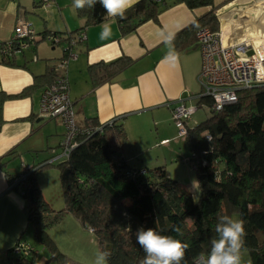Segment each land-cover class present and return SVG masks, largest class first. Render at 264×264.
Wrapping results in <instances>:
<instances>
[{
	"label": "trees",
	"instance_id": "obj_1",
	"mask_svg": "<svg viewBox=\"0 0 264 264\" xmlns=\"http://www.w3.org/2000/svg\"><path fill=\"white\" fill-rule=\"evenodd\" d=\"M177 2L190 9L213 5V0H174L171 3L138 0L124 18L115 17L121 36L134 33L149 20L157 21L163 9ZM75 10L77 16L84 19V28L101 24L108 18L99 3L94 9ZM200 27L219 31V22L212 10L174 34L172 46L176 50L192 46L195 31ZM82 30L65 33L67 36L49 34L67 40ZM16 54L9 58L2 56L1 62L16 65ZM130 63L131 59L121 56L89 65L92 85L96 87L111 81ZM54 74L52 68L34 77L31 86L15 95L4 96L0 92V103L5 97L26 96L36 87L37 79L49 76L53 81ZM202 104L210 108L211 100L197 98V105ZM210 113V117L193 127L186 124L185 137L191 151L189 161L198 176L197 199L186 187L167 176L163 166L142 171L124 159L122 148L127 135L120 119L100 123L94 117L87 118L84 128L90 132L81 135L66 159L57 160L64 201L61 209L51 208L36 179L37 170L52 166L56 161L47 164V158L39 162L12 187L25 201L27 223L33 228L35 241L47 252V259L40 262L35 247L25 243L29 247L26 253L14 252L15 247L6 251V264H81L62 253L48 233L68 214L91 230L99 249L109 253L108 264H141L145 253L135 236L141 227L155 228L163 235L189 243L185 261L194 264L199 253L207 252L211 238L216 235L217 217H231L234 213L244 222L243 249L249 254L250 264H264V85L240 90L236 102ZM33 118L36 116L21 120ZM12 154L13 150L0 157V166ZM201 175L206 176L203 184L199 182ZM175 226L181 228L182 236L172 230Z\"/></svg>",
	"mask_w": 264,
	"mask_h": 264
},
{
	"label": "crops",
	"instance_id": "obj_2",
	"mask_svg": "<svg viewBox=\"0 0 264 264\" xmlns=\"http://www.w3.org/2000/svg\"><path fill=\"white\" fill-rule=\"evenodd\" d=\"M166 1L171 3L174 0ZM72 5L70 0H51L48 5L34 0H0V19L4 20V23L0 22V43L12 36L19 18L31 23L38 36L49 33L65 36V33L83 29L86 38L73 48L77 58L69 61L66 70L75 122L77 126L84 127L87 118L94 117L100 123L120 119L127 135L122 148V156L127 161L140 156V143L147 141L151 133L155 134L154 145L157 144V139L163 142L169 140L170 134L175 136L176 127L172 124L167 103L173 106L182 98L187 105L195 106L196 110L200 107L196 96L199 94L197 77L201 57L196 42L194 40L193 45L187 49H175L179 60L173 67L164 61L168 46L162 42V31L176 34L212 10L218 19L219 31L222 29L227 38L233 35L234 42L247 39L254 44L264 40V0H213L212 6L194 9L182 2L173 3L158 14L157 21L149 20L126 36H121L115 18L108 17L102 22L112 26V35L107 40L99 38L102 23L84 28V19L77 16ZM235 16L237 21L240 20L243 32L234 29L232 19ZM46 41L39 39L33 46L17 53L14 66L3 64L0 52V92L4 96L18 94L33 84L34 77L55 67L56 61L64 54L66 44L63 42L53 47ZM26 51L31 52V58L26 57ZM121 56L131 59V63L111 81L94 87L87 67ZM51 82L49 76L37 79L36 87L26 96L5 97L0 103V157L13 150V154L7 156L5 164L0 166L2 264H6V251L13 249L19 242L28 243L23 240V235L29 228L25 201L12 189V180L39 163L33 157V153L38 150L47 147L48 156L45 159L49 158L50 150H57L65 131L60 119H47L55 124H45L46 119L37 115L41 92ZM30 115H35L36 118L21 120ZM131 142L137 144H134L133 149L129 145ZM163 143L168 144L169 141ZM133 167L140 169V166ZM195 186L193 184L192 188ZM187 189L192 191L189 187ZM59 226L73 233H86V229L70 214L50 229ZM87 239L95 247V239L90 235Z\"/></svg>",
	"mask_w": 264,
	"mask_h": 264
},
{
	"label": "built area",
	"instance_id": "obj_3",
	"mask_svg": "<svg viewBox=\"0 0 264 264\" xmlns=\"http://www.w3.org/2000/svg\"><path fill=\"white\" fill-rule=\"evenodd\" d=\"M36 3L48 5L51 0H35ZM67 36V35H66ZM31 23L19 18L14 26L12 36L0 43L1 55L9 58L14 53L33 46L41 39ZM86 38L84 30L63 40L59 35L47 34L42 39L49 41L53 46L65 43L63 56L56 61L54 79L45 87L40 95L38 117L42 119H60L65 131L58 150H50L51 156L45 161L49 164L57 160L66 159L71 150L78 145L82 134L90 132L75 122L73 103L69 94L67 66L69 61L77 58L73 48ZM196 46L200 51L201 65L197 77L200 93L196 96L207 97L211 100L209 110L218 112L224 105L237 101L238 92L256 86L264 85V40L254 44L247 39L237 43L225 45L220 31H212L208 27H200L195 31ZM170 107L171 117L178 135L186 136V124L196 110L195 106L187 105L179 98ZM167 142V140L163 141ZM193 157V156H192ZM193 167V165H192ZM27 170L19 178L12 180L11 187L15 186L26 175ZM91 233V230H89ZM29 247L19 242L14 252L26 253ZM197 260V259H196ZM196 260L194 264H196Z\"/></svg>",
	"mask_w": 264,
	"mask_h": 264
},
{
	"label": "rangeland",
	"instance_id": "obj_4",
	"mask_svg": "<svg viewBox=\"0 0 264 264\" xmlns=\"http://www.w3.org/2000/svg\"><path fill=\"white\" fill-rule=\"evenodd\" d=\"M35 1V0H34ZM36 2V1H35ZM31 5V4H30ZM236 17V16H235ZM0 22L4 23L3 19H0ZM48 42V41H46ZM49 43V42H48ZM50 44V43H49ZM59 46V45H57ZM53 46V47H57ZM26 57L31 58L32 54L30 51L25 52ZM42 62L44 60H41ZM197 92L200 93V87L198 86ZM211 116L209 108L202 104L197 108L196 112L191 115L187 121L188 127H193L198 123L204 121ZM173 121V120H172ZM46 122V123H45ZM45 124H55L54 121H45ZM174 124V122H172ZM155 132V131H154ZM155 134L151 133L150 138H147V141L140 143V156L135 158H130L129 164L131 166H140V169L149 170L155 167L163 166L166 170L167 175L180 185L184 187L191 188V194L194 199L198 197V188L195 186L194 189L192 185L198 183V176L195 169L192 167L189 157L191 156V151L189 143L186 140V137H181L178 135V130L176 128V133L174 135H169L168 144L159 142L160 139H157V144L155 143ZM143 139L144 138L143 136ZM149 139V140H148ZM135 143H130V148L133 149ZM128 145V150H129ZM137 146V144H135ZM57 148V147H56ZM59 152V148H57ZM48 156L47 147H44L38 150L36 153H33V157L38 159V162L43 161ZM59 161L53 163L52 166H47L36 171L37 183L42 191V194L48 204L54 210H59L64 206V201L62 197L61 186L58 178V170L56 165ZM231 218L238 219L236 213L232 214ZM82 232V231H81ZM89 230L86 229V233L83 235L72 232L65 227H56L55 229L48 230L50 237L57 242L59 250L64 253L66 251L69 254H66L71 259L81 263V264H93L95 259V254L99 249L97 240L94 238L92 233H88ZM94 238V244L89 243L88 236ZM87 238H86V237ZM69 237V238H68ZM68 238V239H67ZM23 240L27 241L28 244H32L35 249L38 251L37 257L40 262H43L47 259V252L38 244L33 237V228L29 226L27 232L23 235ZM95 248V249H94ZM2 255H0V264H2ZM45 259V260H44ZM80 259V260H79ZM241 264H250V257L248 252L245 249H242L241 252Z\"/></svg>",
	"mask_w": 264,
	"mask_h": 264
},
{
	"label": "clouds",
	"instance_id": "obj_5",
	"mask_svg": "<svg viewBox=\"0 0 264 264\" xmlns=\"http://www.w3.org/2000/svg\"><path fill=\"white\" fill-rule=\"evenodd\" d=\"M99 3L108 17L124 18L126 12L131 9L137 0H73V8L77 10L94 9ZM99 38L107 40L112 35L110 23L100 25ZM162 42L168 46V52L164 61L170 66H175L179 60L172 42L174 33L162 31ZM195 186V185H194ZM178 235L183 232L179 226L172 229ZM214 231L216 235L210 240L207 252L198 254L196 264H241V252L244 247L245 227L243 220L234 219L227 215L217 217ZM136 243L145 253L141 264H187L185 256L190 245L171 235H163L155 228H139L136 233ZM109 253L98 250L93 264H108Z\"/></svg>",
	"mask_w": 264,
	"mask_h": 264
},
{
	"label": "bare ground",
	"instance_id": "obj_6",
	"mask_svg": "<svg viewBox=\"0 0 264 264\" xmlns=\"http://www.w3.org/2000/svg\"><path fill=\"white\" fill-rule=\"evenodd\" d=\"M239 22H240V20L238 19V21H237V18L236 17H234L233 19H232V24H233V26H234V29L235 30H239V32L241 31V32H243L244 31V29H242V27H240V24H239ZM221 36H222V40H223V43L225 44V45H230V44H234V43H237V42H234L235 40H233V35L230 37V36H228V38L226 37L227 35L224 33V31L221 29Z\"/></svg>",
	"mask_w": 264,
	"mask_h": 264
},
{
	"label": "water",
	"instance_id": "obj_7",
	"mask_svg": "<svg viewBox=\"0 0 264 264\" xmlns=\"http://www.w3.org/2000/svg\"><path fill=\"white\" fill-rule=\"evenodd\" d=\"M221 24H222V21H221ZM205 178H206L205 175H201V176H199V182H200L201 184H203L204 181H205Z\"/></svg>",
	"mask_w": 264,
	"mask_h": 264
}]
</instances>
